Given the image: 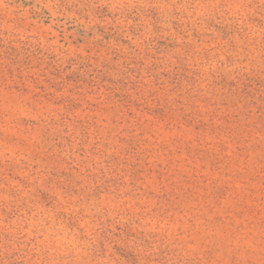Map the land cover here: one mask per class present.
Listing matches in <instances>:
<instances>
[{"label":"rangeland","instance_id":"374dc122","mask_svg":"<svg viewBox=\"0 0 264 264\" xmlns=\"http://www.w3.org/2000/svg\"><path fill=\"white\" fill-rule=\"evenodd\" d=\"M0 264H264V0H0Z\"/></svg>","mask_w":264,"mask_h":264}]
</instances>
